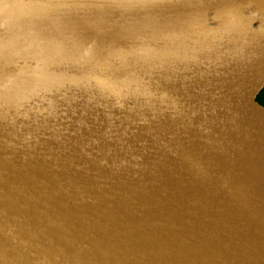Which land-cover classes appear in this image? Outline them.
Segmentation results:
<instances>
[{
    "label": "water",
    "instance_id": "1",
    "mask_svg": "<svg viewBox=\"0 0 264 264\" xmlns=\"http://www.w3.org/2000/svg\"><path fill=\"white\" fill-rule=\"evenodd\" d=\"M263 93L264 0H0V264H264Z\"/></svg>",
    "mask_w": 264,
    "mask_h": 264
},
{
    "label": "bare ground",
    "instance_id": "2",
    "mask_svg": "<svg viewBox=\"0 0 264 264\" xmlns=\"http://www.w3.org/2000/svg\"><path fill=\"white\" fill-rule=\"evenodd\" d=\"M96 22H101L103 24H100V29L104 30V29H108L110 30L106 35H121V34H127L130 33L134 27V25L132 24H127V22H120L119 21H113V20H97ZM104 24H109V25H104ZM111 26V29H110ZM68 29H65V27H61L59 30L56 31H65ZM69 31V30H68ZM71 32V31H69ZM115 37V36H114Z\"/></svg>",
    "mask_w": 264,
    "mask_h": 264
},
{
    "label": "trees",
    "instance_id": "3",
    "mask_svg": "<svg viewBox=\"0 0 264 264\" xmlns=\"http://www.w3.org/2000/svg\"><path fill=\"white\" fill-rule=\"evenodd\" d=\"M259 102H260L262 105H264V93H263V95L260 97Z\"/></svg>",
    "mask_w": 264,
    "mask_h": 264
}]
</instances>
